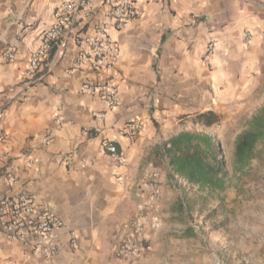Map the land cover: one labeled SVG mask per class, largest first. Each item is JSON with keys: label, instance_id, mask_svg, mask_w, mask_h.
I'll use <instances>...</instances> for the list:
<instances>
[{"label": "crops", "instance_id": "crops-1", "mask_svg": "<svg viewBox=\"0 0 264 264\" xmlns=\"http://www.w3.org/2000/svg\"><path fill=\"white\" fill-rule=\"evenodd\" d=\"M63 1L0 0V196L33 193L62 223L52 255L0 237V264H198V256L187 260V230L178 237L166 225L168 217L179 216L178 206L184 208L183 193L151 149L198 113L221 118L241 112L257 96L256 108L264 105V0H132L141 15L120 30L109 29L118 47L114 80L121 102L106 110L102 123L91 118L103 109L99 99L80 91L94 74L86 65L73 68V36L93 35L111 0H92L90 12L80 11L52 45L41 80L28 85L24 79L29 55ZM210 41L216 50L207 55ZM132 118L143 125L137 138L118 137L116 129ZM97 125L102 133L93 131ZM104 134L117 140L122 162L104 150ZM151 179L160 196L148 209ZM138 216L145 217L149 249L138 258H116L113 231ZM218 257L212 253L208 264Z\"/></svg>", "mask_w": 264, "mask_h": 264}, {"label": "built area", "instance_id": "built-area-1", "mask_svg": "<svg viewBox=\"0 0 264 264\" xmlns=\"http://www.w3.org/2000/svg\"><path fill=\"white\" fill-rule=\"evenodd\" d=\"M92 0H64L54 13L52 24L41 34L40 44L29 55L24 72V79L32 85L42 78V70L52 45L62 38V35L73 27L80 11L85 14L91 10ZM141 11L132 0H111L106 20L97 25L93 35L82 36L75 34L73 41L78 47V55L73 68L79 69L86 65L94 74L93 78L84 80L80 91L99 99L103 109L91 112V118L102 123L106 110L116 109L121 102L118 86L114 80V67L118 53L117 44L110 39L109 29L120 30L131 19L139 17ZM250 34L244 35V40ZM216 50L215 41H210L206 48L207 55ZM8 59L13 53L6 52ZM143 128L137 118L129 119L116 129L118 137L133 141ZM96 133H102L103 125L93 127ZM0 133V140L3 139ZM104 150L118 163L123 161V152L117 145V140L104 134L102 137ZM8 159L7 154L1 155ZM67 163V161H65ZM14 185L18 180L7 172ZM149 188L146 208L152 209L160 196L156 181H146ZM53 207L47 202H40L36 195L27 191H17L0 196V237L8 241L30 242L34 249L41 250L45 255L55 254L58 250L55 234L61 226ZM145 217L138 216L116 228L111 235V250L116 258H138L149 244L144 236ZM72 234V233H71ZM74 236L71 241L74 243Z\"/></svg>", "mask_w": 264, "mask_h": 264}, {"label": "rangeland", "instance_id": "rangeland-1", "mask_svg": "<svg viewBox=\"0 0 264 264\" xmlns=\"http://www.w3.org/2000/svg\"><path fill=\"white\" fill-rule=\"evenodd\" d=\"M261 97H253L241 112L228 113L209 127L194 124L192 118L186 123L187 128L205 130L215 137L228 174L225 189L209 196L196 193L182 179L173 180L189 198L193 193L207 198V202L196 198L192 211L166 220L167 226L176 229L171 231L174 236L183 237L184 230L191 231L189 237L185 236L188 255L192 254L187 260L198 256V264H208L215 253L219 257L214 264H264V152L241 173L235 172L233 164L234 137L257 109ZM248 247L255 250L249 252Z\"/></svg>", "mask_w": 264, "mask_h": 264}, {"label": "trees", "instance_id": "trees-1", "mask_svg": "<svg viewBox=\"0 0 264 264\" xmlns=\"http://www.w3.org/2000/svg\"><path fill=\"white\" fill-rule=\"evenodd\" d=\"M194 124L209 127L219 121L218 115L212 111L198 113L192 117ZM264 152V105L257 108L246 120L243 128L233 140V164L235 172H243L246 165ZM152 159L165 162L170 168L168 177L171 180L182 179L196 193L203 192L207 196L222 191L228 178L221 157L220 146L215 137L205 130L185 128L171 135L165 141L151 149ZM184 206L177 211H192L196 198L207 202L206 196L189 198L181 189ZM182 208V207H181ZM191 231L185 236H190Z\"/></svg>", "mask_w": 264, "mask_h": 264}]
</instances>
